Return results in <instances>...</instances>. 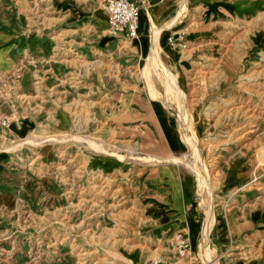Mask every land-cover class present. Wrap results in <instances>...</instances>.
<instances>
[{"label": "rangeland", "instance_id": "1", "mask_svg": "<svg viewBox=\"0 0 264 264\" xmlns=\"http://www.w3.org/2000/svg\"><path fill=\"white\" fill-rule=\"evenodd\" d=\"M147 1L127 42L102 0H0V264H264V0Z\"/></svg>", "mask_w": 264, "mask_h": 264}, {"label": "crops", "instance_id": "2", "mask_svg": "<svg viewBox=\"0 0 264 264\" xmlns=\"http://www.w3.org/2000/svg\"><path fill=\"white\" fill-rule=\"evenodd\" d=\"M136 5L139 6V13H149V16L156 22L164 20L166 14L162 13V8L158 5H150L149 1L147 0H129ZM106 18V16H105ZM139 26V15H138V24ZM137 34L141 35L139 32V28L137 30ZM13 39L11 35L0 32V73H7L11 72L15 62L14 56V46H13ZM161 176L167 182V185L164 187H158L154 192L155 196L159 198L161 202L159 205H154L152 212L156 215V220L161 226L171 227L173 230L181 223L186 225L187 230V223H190L193 228H195L194 221L196 220L193 218L192 212L188 209L191 206V197L190 196V188L181 185L179 180L175 179V175L170 170H163L161 172ZM189 197V198H188ZM164 208H163V207ZM163 208V211H162ZM191 208V207H190ZM165 210V211H164Z\"/></svg>", "mask_w": 264, "mask_h": 264}, {"label": "built area", "instance_id": "3", "mask_svg": "<svg viewBox=\"0 0 264 264\" xmlns=\"http://www.w3.org/2000/svg\"><path fill=\"white\" fill-rule=\"evenodd\" d=\"M102 6L106 24L112 33L127 42L137 37L138 5L129 0H102ZM168 44L174 45L170 38ZM177 250H181V247Z\"/></svg>", "mask_w": 264, "mask_h": 264}, {"label": "bare ground", "instance_id": "4", "mask_svg": "<svg viewBox=\"0 0 264 264\" xmlns=\"http://www.w3.org/2000/svg\"><path fill=\"white\" fill-rule=\"evenodd\" d=\"M185 10V9H184ZM181 13H182V11H181ZM140 14L141 13H139V21H140ZM139 27V26H138ZM137 30H138V28H137ZM179 156L178 155H175V158H178ZM184 158V157H183ZM188 163H189V161H188ZM192 165V164H191ZM213 209V208H212ZM209 222V221H208ZM207 224V223H206ZM205 232L206 233H208V228H206V230H205ZM205 233V234H206ZM205 234H204V236H205ZM205 238V237H204ZM194 240V236L193 235H189V241L190 242H192ZM193 244V243H192ZM206 244V243H205Z\"/></svg>", "mask_w": 264, "mask_h": 264}]
</instances>
